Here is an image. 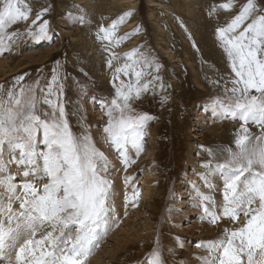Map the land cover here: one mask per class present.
Segmentation results:
<instances>
[{"label":"rangeland","instance_id":"1","mask_svg":"<svg viewBox=\"0 0 264 264\" xmlns=\"http://www.w3.org/2000/svg\"><path fill=\"white\" fill-rule=\"evenodd\" d=\"M175 2L29 0L32 13L28 20L7 29L8 32L18 31V35L8 42L10 48L0 54V85L11 87L13 78L24 75L21 83L39 81L43 88L51 81L55 70L62 85L59 103L63 104L71 132L75 136L89 134L96 147L105 153L109 166L117 161L122 163L115 150L105 142L104 133L107 111L115 96L113 69L108 66L110 53H117L119 57L113 60L115 67L125 62V53L138 49L154 62L153 68L147 69L150 75L146 79L160 77L154 93L150 89L132 102L137 114L147 113L154 117L144 129L143 150L138 156L134 150L131 154L128 151L135 163L124 168L121 174L111 168L103 173L112 182L110 194L114 184L119 183L122 198L119 211L111 213L115 222L102 238L105 241L93 250L86 264H145L154 249L160 251L164 264H195L194 258L199 257L197 251L204 248L197 247L198 243L217 240L224 227L236 226L218 223L213 232L206 231L212 224L208 218H202L203 206L207 204L211 208L212 204L200 198L208 196L216 205L222 203L224 182L215 165L224 163L228 148L235 150V134L242 123L226 116L222 109L214 112L209 107L213 98L228 103L225 89L232 87L234 73L215 29L231 20L233 13L219 10L209 15L211 6L225 0ZM242 2L237 0L236 6ZM258 4L264 6V0H258ZM127 11L133 14L118 26L115 35L125 37L119 46L134 43L120 53L114 43L109 45L97 36L101 26H110ZM38 12L41 18L33 24ZM44 20L48 22L51 39L37 41L33 34L39 32ZM155 64L160 66L158 71ZM37 111L51 112L52 109L40 103ZM248 127L252 134H258L255 124L249 123ZM9 158L5 148L2 159L8 161ZM206 163L208 167H204ZM14 176L19 178L17 174ZM125 177L132 179L126 183ZM207 186L209 191H203ZM134 190L139 193L135 201L131 200ZM126 196L129 197L127 205ZM195 226L200 229L192 230ZM123 229L133 233L140 231L144 238L137 240L129 236L127 243L115 250L121 238L127 237ZM112 235L120 240L117 242Z\"/></svg>","mask_w":264,"mask_h":264},{"label":"snow or ice","instance_id":"2","mask_svg":"<svg viewBox=\"0 0 264 264\" xmlns=\"http://www.w3.org/2000/svg\"><path fill=\"white\" fill-rule=\"evenodd\" d=\"M236 5L237 0H225L209 10L210 16L219 10L233 13L215 34L234 73L232 87L225 89L228 103L213 98L209 107L214 112L222 109L242 123L235 134V150L228 148L224 163L215 165L224 182L222 203L200 197L212 204L211 208L203 206L202 218L213 225L227 222L236 226L224 227L217 240L196 245L208 250L209 255L200 258L203 264H264V6L258 0ZM31 13L29 0H0V54L18 35L7 29L27 21ZM132 14L124 12L110 26H101L97 38L119 46L125 37H117L116 30ZM40 18L38 12L32 23ZM47 24L42 21L39 32L33 34L37 41H50ZM114 59L119 57L111 52L108 66L113 69L115 96L104 133L105 142L126 170L135 163L128 155L129 146L138 156L144 147V129L154 119L147 113L137 114L132 102L150 89L154 93L160 77L146 79L154 62L138 49L125 53V62L119 66L113 67ZM159 67L155 64L156 71ZM13 79L11 87L0 85V264H86L115 222L110 215L114 208L109 205L112 182L103 174L109 162L89 134L71 132L59 103L62 85L55 70L43 88L39 81L21 83L24 75ZM40 103L52 111L38 113ZM249 123L257 126L258 134L251 133ZM5 148L8 161L2 159ZM11 163L31 179L20 181L12 175L8 170ZM130 179L125 177V182ZM42 181L47 182L37 187ZM138 195L134 190L131 200ZM125 202L127 205L129 197ZM145 264H164L160 251L154 249Z\"/></svg>","mask_w":264,"mask_h":264},{"label":"bare ground","instance_id":"3","mask_svg":"<svg viewBox=\"0 0 264 264\" xmlns=\"http://www.w3.org/2000/svg\"><path fill=\"white\" fill-rule=\"evenodd\" d=\"M34 2H39V0H33ZM92 3V2H91ZM174 3H177V2H175V0H174ZM130 5H134V3H132V2H130L129 3ZM153 5V4H152ZM92 6L93 5H91V7L90 8H92ZM175 6V5H174ZM177 7H179L178 5H177ZM174 8V7H173ZM175 8H176V6H175ZM181 11L182 12H186L187 11V9H181ZM108 23L110 22V21H107ZM107 22H105V24H108ZM86 38H87V36H86ZM134 43V41H131V42H126V43H124V44H121L120 46H118V49H119V52L121 53L122 51H125V49L126 48H128L129 46H131L132 44ZM127 50V49H126ZM168 53V52H167ZM117 54V53H116ZM2 63V62H1ZM133 150L135 151V149H133V148H130V154H131V152H133ZM116 161V160H115ZM114 161V162H115ZM122 162V161H121ZM108 168H111L112 170L111 171H114V172H118V173H122L124 170V168H125V166H124V164L123 163H118V161L117 162H115V165L114 166H109ZM8 170H9V172L12 174V175H18L19 176V180L20 181H22V180H24V179H31V177H28V178H25V177H23V175H22V172H23V169H20V168H18V166L16 165V164H9L8 165ZM121 180V179H120ZM124 180V179H123ZM122 181V180H121ZM213 181V180H212ZM217 184V183H216ZM219 185V184H218ZM146 187L148 188L149 187V184L147 183L146 184ZM220 187H221V185H220ZM203 189V191H209V189H208V186L207 187H203L202 188ZM121 190L122 189H120V187H119V183L118 184H114V186H113V190H112V192H111V194H110V203H109V205L111 206V207H113L114 208V212H118L119 211V208H118V204H119V202H121V198H122V195H120V192H121ZM213 191V190H212ZM14 207H18V204H16V205H14ZM193 211H195V210H193ZM197 211H199V209H197ZM192 212V211H191ZM189 213H190V211H189ZM110 215H111V213H110ZM113 220V219H112ZM221 223H224V224H228L229 225V223H227V222H221ZM218 227V224L217 225H213L212 224V228H210V229H206V231H210V232H213L216 228ZM195 229H200L199 228V226H195L192 230H195ZM140 230V229H139ZM137 231V230H136ZM123 232H125V233H127V237H124V238H121L122 240H120V237H118V236H116L115 237V235H112V237H114L116 240H117V244L115 245V250H118L121 246H122V244H124V243H127V240H129L128 239V237L129 236H132V237H134L135 239H142V238H144V234L143 233H141L140 231H137V232H135V233H133L132 231H129L128 229H123ZM201 232H203L202 230H201ZM108 234V233H107ZM132 234V235H131ZM131 237V238H132ZM197 236H195V238H196ZM123 240H125V241H123ZM102 241H105V240H103V239H101L100 240V242H102ZM99 242V243H100ZM129 242V241H128ZM190 252H192V251H190ZM198 252V258H194V260H193V262L195 263V264H203V261L200 259L201 257H207L208 255H209V253H208V250L204 247V248H202V250H200V251H197ZM94 253V252H93ZM196 256V255H195ZM13 259H14V254H13ZM90 262H91V258H90Z\"/></svg>","mask_w":264,"mask_h":264}]
</instances>
